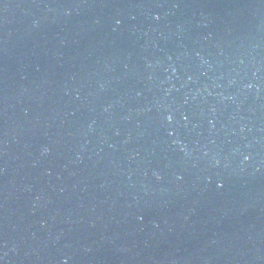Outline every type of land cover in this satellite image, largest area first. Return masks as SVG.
I'll return each instance as SVG.
<instances>
[{
	"label": "water",
	"instance_id": "water-1",
	"mask_svg": "<svg viewBox=\"0 0 264 264\" xmlns=\"http://www.w3.org/2000/svg\"><path fill=\"white\" fill-rule=\"evenodd\" d=\"M0 264H264V0H0Z\"/></svg>",
	"mask_w": 264,
	"mask_h": 264
}]
</instances>
